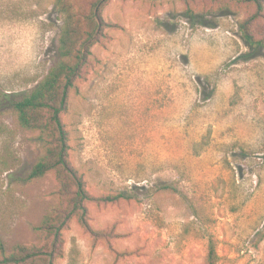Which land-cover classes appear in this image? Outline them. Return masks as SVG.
<instances>
[{"label": "rangeland", "instance_id": "374dc122", "mask_svg": "<svg viewBox=\"0 0 264 264\" xmlns=\"http://www.w3.org/2000/svg\"><path fill=\"white\" fill-rule=\"evenodd\" d=\"M244 17L245 9L204 12L201 0L106 3L107 25L63 121L69 161L89 192L132 198L87 201L90 227L108 235L72 218L56 264H204L206 231L217 264H264V48L245 43ZM62 24L56 0H0L7 251L35 243L34 227L58 200L53 172L28 178L42 141L19 125L13 103L59 61Z\"/></svg>", "mask_w": 264, "mask_h": 264}, {"label": "trees", "instance_id": "16d2710c", "mask_svg": "<svg viewBox=\"0 0 264 264\" xmlns=\"http://www.w3.org/2000/svg\"><path fill=\"white\" fill-rule=\"evenodd\" d=\"M109 0H56L63 24L59 35V61L35 87L14 101L13 109L20 126L39 132L43 152L28 175L34 179L53 172L57 179V203L34 227L36 242L18 243L7 251L0 245V264H56L64 256L63 230L72 218L94 236L107 237L105 230H93L88 223L86 202L114 203L129 200L132 195L125 191L93 195L85 186L82 175L71 165L68 158V132L63 114L68 109L72 92H77V79L84 75L90 47L103 34L107 23L102 11ZM202 11L245 9V17L239 28L242 38L250 47L264 48V17L262 0H201ZM190 17L195 11L187 7ZM163 189H172L162 186ZM205 252L204 264H217L219 255L214 235L203 233Z\"/></svg>", "mask_w": 264, "mask_h": 264}]
</instances>
